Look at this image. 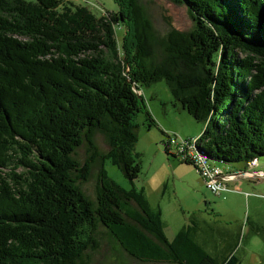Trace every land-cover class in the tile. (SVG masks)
<instances>
[{"label": "trees", "instance_id": "1", "mask_svg": "<svg viewBox=\"0 0 264 264\" xmlns=\"http://www.w3.org/2000/svg\"><path fill=\"white\" fill-rule=\"evenodd\" d=\"M170 1L189 9L194 27L160 38L140 0H115L118 11L101 17L66 0H0V264H89L101 227L143 263L240 264L234 245L205 250L195 224L168 240L162 211L134 185L136 119L145 114L157 126L140 92L165 81L176 103L205 125L199 154L245 171L258 162L264 0ZM98 132L107 154L95 143ZM85 143L81 163L76 152ZM106 161L131 190L108 176ZM97 164L93 200L80 183Z\"/></svg>", "mask_w": 264, "mask_h": 264}, {"label": "rangeland", "instance_id": "2", "mask_svg": "<svg viewBox=\"0 0 264 264\" xmlns=\"http://www.w3.org/2000/svg\"><path fill=\"white\" fill-rule=\"evenodd\" d=\"M66 1L77 5L86 4L98 17L110 16L118 11L115 0ZM140 2L160 38L165 37L172 29L190 32L194 27V21L186 6L176 5L170 0ZM116 28L119 34L117 38L121 42L123 29L118 26ZM141 90L140 94L145 97L147 108L157 126L149 127L145 114H139L136 119L138 142L135 152L139 154L141 173L134 185L138 190L145 191L153 210L162 211L168 240L175 238L183 227L195 224L196 241L212 255L234 245V253L240 264H264V179L255 177L256 174H253V179L239 177L229 184L232 190L228 193L220 197L214 195L207 189L194 166L184 163L172 153H166V144H169L172 136L184 140L185 136L175 130L190 137L199 133L201 136L205 125L197 122L176 103L165 81L143 86ZM166 134L171 137L168 139ZM200 136L190 139L198 142ZM95 143L100 152H109L110 146L103 134L98 132L95 135ZM199 152L196 146V153L201 156ZM87 157L88 146L85 143L77 150L76 158L83 163ZM253 162L256 164V161ZM214 163L222 167L226 174L264 172V155L258 157L257 166L247 168L246 171L241 163L209 160V165ZM99 169L97 164L89 181L80 183L84 193L93 200L97 195ZM105 169L108 176L119 186L126 190L132 189L131 182L110 161H106ZM22 171L19 169L18 173ZM98 239L100 248L95 253H88L91 257L89 264H167L136 260L104 227L99 229Z\"/></svg>", "mask_w": 264, "mask_h": 264}, {"label": "built area", "instance_id": "3", "mask_svg": "<svg viewBox=\"0 0 264 264\" xmlns=\"http://www.w3.org/2000/svg\"><path fill=\"white\" fill-rule=\"evenodd\" d=\"M168 149L170 153L179 157L182 161L191 162L203 178L207 189L218 197L229 192L228 184L235 182L239 177L253 179V173L251 172L226 174L220 167L203 164V161H200L196 157V150L193 148L192 139L181 140L172 136V140H169ZM248 167H254V162H250ZM261 179H264V172H262Z\"/></svg>", "mask_w": 264, "mask_h": 264}, {"label": "bare ground", "instance_id": "4", "mask_svg": "<svg viewBox=\"0 0 264 264\" xmlns=\"http://www.w3.org/2000/svg\"><path fill=\"white\" fill-rule=\"evenodd\" d=\"M193 142L194 143H197V141L196 140H193ZM192 142V143H193ZM193 143V148H194V150H196V144H194ZM200 151V150H199ZM202 152V151H201ZM196 157L200 160V161H203V164H205V165H209V160L207 159V157L206 156H204V155H201V156H199L197 153H196ZM257 164H258V162L256 161V164H254V167L255 166H257ZM259 173H261V175H257V174H259ZM253 174H256L255 175V177H259V178H261V176H262V172H253Z\"/></svg>", "mask_w": 264, "mask_h": 264}, {"label": "crops", "instance_id": "5", "mask_svg": "<svg viewBox=\"0 0 264 264\" xmlns=\"http://www.w3.org/2000/svg\"><path fill=\"white\" fill-rule=\"evenodd\" d=\"M175 132H177V133H180L181 135H183V136H185L184 137V139H190V138H198V136H200V133L198 134V135H195L194 137H190V135H184V134H182L181 133V131H178V130H175ZM213 165V164H212ZM213 166H215V167H220L218 164H216V163H214V165ZM222 170H223V168L222 167H220ZM198 172V171H197ZM225 172V171H224ZM262 172V171H261ZM255 173V172H254ZM228 174H230V173H228ZM201 176V175H200ZM202 178V177H201ZM202 180H203V178H202ZM203 182H204V180H203ZM204 184H205V182H204ZM230 184V183H229ZM229 184H228V187H229V189L230 190H232L231 188H230V186H229ZM241 185V182L239 183V186ZM206 186V185H205ZM228 193V192H227ZM225 194V193H224ZM223 194V195H224ZM222 195V196H223ZM165 231H166V226H165ZM166 233V232H165ZM174 240V238L172 239V240H169V241H173Z\"/></svg>", "mask_w": 264, "mask_h": 264}, {"label": "flooded vegetation", "instance_id": "6", "mask_svg": "<svg viewBox=\"0 0 264 264\" xmlns=\"http://www.w3.org/2000/svg\"><path fill=\"white\" fill-rule=\"evenodd\" d=\"M177 157V156H176ZM179 158V157H178ZM180 159V158H179ZM181 160V159H180Z\"/></svg>", "mask_w": 264, "mask_h": 264}]
</instances>
